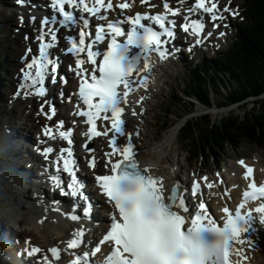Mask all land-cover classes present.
<instances>
[{
	"label": "snow or ice",
	"instance_id": "snow-or-ice-1",
	"mask_svg": "<svg viewBox=\"0 0 264 264\" xmlns=\"http://www.w3.org/2000/svg\"><path fill=\"white\" fill-rule=\"evenodd\" d=\"M27 2L17 0L21 6ZM139 2L144 5L149 0ZM134 3L135 0H117L115 4L113 0H49L48 7L52 14L42 17L39 29H35L39 42L38 54L28 60L31 54L29 47L22 57L25 67L21 70L22 78L15 96L45 98L49 95L46 84L50 82L61 85L58 95L63 101V86L68 81L66 76L59 74V55H54L51 50L58 47L60 29L70 31L79 28L78 37L65 36L68 47L62 50L65 55L71 54L75 58V67L69 66V71L79 81L74 114L84 118L83 123L87 125L86 132L82 133L86 137L82 149L88 154L87 167L95 169L99 163L95 149L90 148L89 144L94 138L102 136L108 140L110 150L103 155L104 167L110 174H95L94 180L100 193L115 210L106 234L90 250H83L90 242H86L87 229L81 226L73 229L70 238L62 242L65 247L55 245L45 252L25 239L22 251L29 259L39 257L37 264H58L64 253L71 257L69 264H97L94 258L104 247L110 250L104 256L103 264H233L232 257L237 258L238 264H245L248 260L245 245L255 247L252 235L257 229L254 222L258 219L259 224L264 225V182L257 185L252 179L253 167L243 159L238 161L245 169L243 178L250 182L234 211L225 203L221 209L222 224L209 214L203 198L196 205L193 215H181L174 209L189 212L185 199L187 190L182 192V185L177 182L169 193L161 177L151 175L148 167H140L133 143V136L138 137L139 130L127 132L125 119L126 108L133 103L129 99L130 94L139 88H148L147 74L153 68L151 54L155 53L161 60H166L180 51L177 47H169L176 39L177 27L195 37L188 48L191 52L193 47L203 46L221 24L227 27L224 23L225 13L236 17L239 15L238 9L230 7L231 0L222 9L219 0H194L184 10L183 22L178 23L169 17L181 15V8L171 7L167 0L163 3L164 13L126 14L125 10L131 11ZM185 3L186 0H179L180 5ZM150 6L154 8L157 5ZM116 9L120 10L123 18L109 19L108 13ZM91 18L107 22L95 26L94 37ZM207 21L211 22L213 31H206ZM20 22L23 24V16ZM35 22L36 17L30 16L29 23L34 25ZM125 24L128 25L127 31ZM225 35V32H219L217 38ZM118 37L125 39L121 42ZM106 38V50L101 51L99 45ZM215 46L219 47L218 44ZM86 65H91V68ZM67 99L71 102L72 95ZM145 99V96H140L135 103L140 104ZM144 111L141 108L137 113L133 109L132 115H143ZM38 114L52 121L57 115V108L51 99H45ZM64 127L63 120L55 126L58 137L66 141L68 147H61L60 154L53 161L54 164L62 161V167L56 164L55 173L50 174L48 179L54 191L58 190L60 195L71 198L73 203L70 211L65 213L61 211V202L54 201L51 211L60 213L71 222H81L91 217L93 206L84 192L85 184L77 176L79 163L74 157V128L62 130ZM42 132L50 140L57 139L53 128L47 124ZM120 138H126V143L120 144ZM36 151L47 161L54 153V147L45 146ZM45 171L49 170L46 168ZM63 174H67V179ZM201 180L209 190L217 186V182L209 181L207 176ZM229 193L230 190L226 188L222 195L229 197ZM191 194L193 198L202 196L200 181L193 180ZM250 201L260 202L255 207H248ZM208 232L215 237L211 243L205 239L204 234Z\"/></svg>",
	"mask_w": 264,
	"mask_h": 264
},
{
	"label": "rangeland",
	"instance_id": "rangeland-1",
	"mask_svg": "<svg viewBox=\"0 0 264 264\" xmlns=\"http://www.w3.org/2000/svg\"><path fill=\"white\" fill-rule=\"evenodd\" d=\"M234 2L236 4L242 6L244 8V10L246 11V13L248 14L249 8L246 6V4L244 3L243 0H234ZM262 14L263 15H261V13L253 12L250 15V19L252 21L253 28L259 30V32L261 34V39H264V26L261 29H259V27L264 23V13H262ZM251 16H252V18H251ZM256 21H259L258 25H255ZM14 25L12 27H14ZM2 28L7 29L8 26H3ZM3 37H4V40L8 41V43L9 42H20V37H18V36H15L14 38L11 36H3ZM0 45L4 49H7V47H8L7 45H4V44H0ZM227 45H228V42H227ZM226 46L224 48H226ZM244 53H245V50L241 51V54H244ZM234 57H235V60H237V61H240L242 58L240 55H236V54L234 55ZM11 60H12V63L15 62V60H13V59H11ZM1 63H3L2 60H0V64ZM2 79H3L2 83L4 82V85L11 87V89L7 88L6 91L2 92L3 98H5L7 100L6 106H8L10 108L14 99H18L20 97V96L16 97L15 94L13 93V90L16 88L17 83L16 82L13 83L14 79H15L14 75H10V76L6 75ZM165 80H166L167 84L165 87H162V84ZM11 83H13V84H11ZM216 84H218V82H216ZM224 86H226V84L222 82L220 84V87L223 88ZM157 87L158 88L162 87L160 89L161 91H160V93H158L155 96L154 99L151 98L152 101L150 102V106L146 109V111L149 112V114H148V118H147V125H144L145 130L143 133L144 138L142 141V147H145L147 150L142 151V154L145 155L149 151H152L155 154V157L151 161L154 162L155 165L158 164L161 167L165 166L166 163H165L164 158L166 157V159L168 161L176 162L179 165H181L182 168L188 169L189 168L188 163H187L184 155L179 151L178 148L185 150L187 152L188 148H185V146L190 147V145L188 144V142L185 144H181L178 138L175 139L172 142V144L166 142L168 132L163 133L160 130L161 124L159 123V121L160 122H168V120H170L172 122L175 121L177 123L175 125H173V127H180L181 128L184 125V123L181 122L183 119H186V120L193 119L195 122H197V121L199 122L202 116L207 115V116H210L211 123H213V122L218 123L220 121V117L221 116H227L228 113L231 112L232 109H234V107L233 106L232 107L223 106L221 108L216 107V104L217 105H224L225 104V100L223 99V97L220 94L222 92L225 95V92L223 89L220 90V88H218L216 90V92H214V90H210L208 93L211 100H213L212 104L210 106L207 107L205 105L199 104L198 101H196V100H185V102L180 107L174 101L172 103V108H170V111L172 113L170 116H166L167 119H165L164 115L160 111V103L162 102V105L168 104V100H169L168 95H169L172 87L170 85V80H169L167 75H164L159 80ZM190 91H191V89H184L182 91L181 95H187L188 93H190ZM12 97H14V99ZM261 98L264 99V95ZM196 99L201 101L197 97H196ZM149 109H150V111H148ZM184 112H187L188 114L185 115L183 117V119L179 120L181 117V114ZM154 118L157 121L156 125H153ZM170 121H169V123H170ZM18 122H20L19 119L15 120V123H18ZM171 123H170V125L172 126ZM199 129H200V126L197 124L194 132L198 134ZM198 137H200V136L198 135ZM227 144L230 145V142H228ZM255 147L256 148H254V149L264 148V141L261 138L260 139L257 138ZM200 156H201V154H199V157ZM194 161L195 160L193 159L192 163ZM182 168H180L181 173H182ZM181 173L179 172V174H181ZM38 174H39V172H38ZM33 176L35 177V175H33ZM99 215H100V213L98 212L97 216H99ZM91 220L95 221L93 219H91ZM96 224H99V223L96 222ZM35 237H36V239L39 240L38 236L35 235ZM7 248L10 252L13 251L9 247H7Z\"/></svg>",
	"mask_w": 264,
	"mask_h": 264
},
{
	"label": "trees",
	"instance_id": "trees-1",
	"mask_svg": "<svg viewBox=\"0 0 264 264\" xmlns=\"http://www.w3.org/2000/svg\"><path fill=\"white\" fill-rule=\"evenodd\" d=\"M253 5L258 9L263 0H252ZM262 43V42H261ZM259 45L253 48L258 53L253 64L237 62L229 68H225V75L220 78V83H225L223 88L217 87L213 80V90L223 89L225 95L221 96L225 100L224 106L238 105L237 110L223 116L218 123L211 124L209 116H203L201 119L200 138L206 143L210 142L218 145L219 143L230 140L233 141L235 135L247 132L240 139L249 137H260L264 139V99L259 97L264 95V50H259ZM210 89L206 84H202L194 92V96L201 100L203 105L210 106L212 101L209 96ZM177 97V96H176ZM249 98H255L252 101L253 107L247 108ZM220 107V106H219ZM243 112V116L240 113ZM187 131L191 134V126H187ZM189 129V130H188ZM212 139V140H211Z\"/></svg>",
	"mask_w": 264,
	"mask_h": 264
},
{
	"label": "bare ground",
	"instance_id": "bare-ground-1",
	"mask_svg": "<svg viewBox=\"0 0 264 264\" xmlns=\"http://www.w3.org/2000/svg\"><path fill=\"white\" fill-rule=\"evenodd\" d=\"M3 2H5L6 4H11L12 1L11 0H1ZM227 23L231 24L233 27L234 26V22L231 20V19H228L227 20ZM210 29H212V25L209 26ZM213 30V29H212ZM234 31V30H233ZM239 35L234 32V35H233V38L235 40H238L239 39ZM0 58H4V51L2 49H0ZM233 62V61H232ZM5 65H3V69ZM170 68V67H169ZM21 78L22 77H19V82L21 81ZM159 81H156V84H158ZM149 96H151V93L149 92L148 93ZM37 97H30L29 99H36ZM3 101L2 99H0V120L2 123H6V125H10L13 127V129L16 131L19 132V135H17L18 140H20V142L22 143H25V144H29L30 143V140L24 135V133L22 134V131L21 130H24L27 126L26 123H22L20 124L19 126H16L12 119L18 114L16 112H14L13 110H7L5 107H4V104H3ZM19 101V100H17ZM53 103L56 101L55 99L52 100ZM25 109V105L22 103V111ZM11 121V123H10ZM12 124V125H11ZM180 127H173L170 131V134L169 136L167 137L166 139V142L168 143H172L176 136H177V131ZM29 136H31V132L29 133ZM15 137V138H17ZM258 139H260V137H257ZM262 139V138H261ZM212 140V139H211ZM264 141V139H262ZM145 148V147H143ZM149 148V147H148ZM137 151V155H139L142 159H144L143 161L147 162L149 165H154V162H152L151 160L154 159L155 157V154L153 152L147 154V155H143L141 154L142 151L136 149ZM21 161L23 162V159H24V155L22 154H18V156ZM34 162H33V161ZM36 158L30 154V161L27 159V162H26V157H25V160L23 162V166L26 167V164H27V170H28V173L30 175V177L32 178V173H31V170H34L37 174L39 171H41V167H38L39 164L36 163ZM35 163V164H34ZM176 166H179L177 163L173 162L171 164H167L163 167H159L157 169V167L155 169L159 170V172L163 175L166 176V179L167 180H170V181H175V179L178 177L179 175V168H177V170H175V167ZM43 171V170H42ZM53 170H51V172H53ZM82 176L84 177V173H82ZM41 179L44 178L43 175H40ZM48 179V177L46 178ZM87 184V183H86ZM32 186H34L33 184H31ZM34 188L36 187H33L32 189L29 187V190L28 192L25 194V198L28 199L29 202L32 201V195L34 193H36V191L34 190ZM37 192H39L40 195H38L39 197H41V199L46 203V204H49L50 206L53 207V204L52 203H48V201H46V199H44L43 197H53V198H50L53 202L54 201H59L61 202V211L62 212H69L70 209H71V205L73 203L72 199L71 198H68V197H64L62 195H60L57 190H53V187L52 185L48 186L47 187V191H49L48 193H50L49 195H41L42 194V190L43 189H36ZM54 198H57L59 200H56ZM92 200H98V198H95V196H92ZM95 203H97L98 201H94ZM100 215L99 217L101 218L102 220V215H101V212L99 211ZM31 215V216H35L37 218H43L44 219V222H43V225L41 226V229H40V233H39V236L41 238V242L42 243H54L55 240L58 239V237H61V236H64V235H67V231L68 229L70 228H73L71 225L68 224L66 218L64 217H59V213L58 212H45V211H42L38 208H35L33 206V204H31L29 207H28V210L27 212L25 213V218L22 219L21 221H19L16 225L17 226H21L22 223H24V225L27 224V217ZM87 222H92L93 224H96L95 221H92L91 220V217L87 220ZM79 223V222H78ZM77 223V224H78ZM77 224H75L74 226V229L75 227L77 226ZM86 224V223H85ZM88 225V224H86ZM98 231V229L96 230ZM32 232V231H31ZM91 236L93 235V232L91 230H88L87 231ZM3 244V243H1ZM5 251H4V254L2 255V250L0 249V264H3L1 260L3 261H8L9 262V259H16V255L15 253L12 251L10 252L7 248V246L5 247ZM10 257V258H9ZM18 258H20L21 260H24L25 261V264H36V263H33V262H29L28 258L25 257V256H22V254H18ZM19 260V259H18ZM21 260H19L21 262ZM10 261H13V260H10Z\"/></svg>",
	"mask_w": 264,
	"mask_h": 264
},
{
	"label": "clouds",
	"instance_id": "clouds-1",
	"mask_svg": "<svg viewBox=\"0 0 264 264\" xmlns=\"http://www.w3.org/2000/svg\"><path fill=\"white\" fill-rule=\"evenodd\" d=\"M19 142L4 125L0 131V243L7 244L19 221L25 218L29 201L25 199L31 177L23 162L16 156ZM43 218L29 215L26 228L39 235ZM233 264H238L233 260Z\"/></svg>",
	"mask_w": 264,
	"mask_h": 264
}]
</instances>
